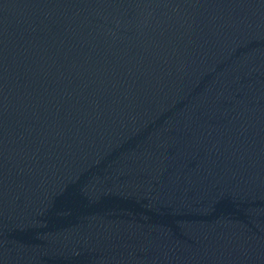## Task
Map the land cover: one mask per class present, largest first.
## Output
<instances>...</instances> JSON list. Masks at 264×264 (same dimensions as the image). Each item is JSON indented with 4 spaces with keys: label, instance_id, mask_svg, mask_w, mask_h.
Here are the masks:
<instances>
[{
    "label": "water",
    "instance_id": "obj_1",
    "mask_svg": "<svg viewBox=\"0 0 264 264\" xmlns=\"http://www.w3.org/2000/svg\"><path fill=\"white\" fill-rule=\"evenodd\" d=\"M0 264H264V0H0Z\"/></svg>",
    "mask_w": 264,
    "mask_h": 264
}]
</instances>
